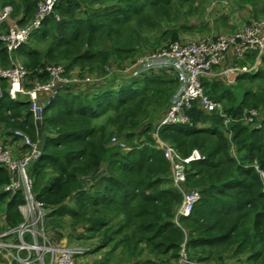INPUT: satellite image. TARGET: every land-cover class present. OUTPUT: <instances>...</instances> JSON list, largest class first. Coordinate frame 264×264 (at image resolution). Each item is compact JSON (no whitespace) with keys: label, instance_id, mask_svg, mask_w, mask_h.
Returning a JSON list of instances; mask_svg holds the SVG:
<instances>
[{"label":"trees","instance_id":"obj_1","mask_svg":"<svg viewBox=\"0 0 264 264\" xmlns=\"http://www.w3.org/2000/svg\"><path fill=\"white\" fill-rule=\"evenodd\" d=\"M37 1L0 0V9L12 5L11 16H20L18 24L25 26ZM236 2L249 18L264 17V0ZM197 10V0L57 2L41 32L16 53L27 72L26 86L46 80L41 70L58 64L91 80L61 87L43 109L40 136L27 97L11 99L1 81L0 141L18 142L13 132L22 130L39 144L41 157L28 172L35 198L47 208L46 228L51 235L63 234L61 221L67 216L64 228L81 229L78 239L87 247L83 256L95 257L90 264H177L184 234L174 215L181 194L172 186L169 162L153 132L178 81L171 70L122 74L117 80L106 74L110 67L124 70L137 57L171 42L192 41L182 37L181 21ZM211 11L215 19L219 11ZM5 31L1 26L0 33ZM256 55L251 50L236 59L230 50L213 69L253 64ZM8 58L0 41L2 67L9 66ZM202 85L209 98L221 103L222 112H206L194 103L191 124L159 130V137L181 156L194 148L204 156L186 170L187 188L200 195L191 215L180 220L189 256L208 264H264V186L254 167L264 170V54L256 69L238 73L234 83L203 77ZM251 111L257 113L252 122L247 121ZM8 182L9 171L0 164V205L6 206L4 221L10 228L22 222L18 206L25 200L21 190L3 191Z\"/></svg>","mask_w":264,"mask_h":264},{"label":"built area","instance_id":"obj_2","mask_svg":"<svg viewBox=\"0 0 264 264\" xmlns=\"http://www.w3.org/2000/svg\"><path fill=\"white\" fill-rule=\"evenodd\" d=\"M59 1L38 0L33 18L28 24L19 26L15 22L8 23L6 31L0 33V41L4 43L9 55V66L0 65V97L3 95L1 81L5 80L10 98L16 100L19 96H26L31 103L33 114L37 108L43 112L45 106L56 99L64 85L91 80L88 77L82 79L74 73H69L64 66L58 64L48 65L41 70L42 73L48 74L46 80H36L31 87L26 86L27 72L16 53L20 46L28 41L30 35L42 27ZM229 3L230 0H212L210 6L217 8L221 5L227 11ZM11 12V5L0 9V27L7 22ZM209 18L210 16L206 19ZM230 50L233 51L236 59H242L248 51H256V60L253 64L229 67L220 72L215 71L213 68L222 64ZM263 54L264 17H260L251 18L233 33L221 32L201 40L171 42L156 53L139 56L133 64L140 66V72L171 70L178 81V90L153 132L156 147L163 152L169 162L172 186L181 194V203L174 215L175 224L184 234V239L179 246L177 264H208L190 258L186 247V231L180 224V220L191 215L200 199L196 189L186 186V170L191 162L202 160L204 156L197 148L192 149L188 156H181L171 144L159 137V130L168 125L191 124L189 111L194 103H198L206 112H222L221 103L205 94L202 78L212 77L219 73H232L237 70L251 71L257 68ZM131 75H137V73L133 72ZM36 103L44 104V108L38 107ZM254 114L255 111H251L247 121L252 122ZM228 120L225 118L224 124H227ZM259 126L257 124L256 127ZM13 135L26 149L21 156L14 157L13 148L0 142V164L9 171V182L3 187V191L15 193L21 190L25 201L18 206L23 221L15 227H8L0 232L1 264H14L15 262L19 264H79V258L87 249L79 245H66L55 240L46 228L47 208L35 198L33 193V178L28 172V167L41 157L42 150L39 144L31 140L22 130H15ZM111 141L116 143L117 139L112 137ZM118 146L127 151L132 149L123 142H119ZM254 167L264 186V170L259 169L257 165Z\"/></svg>","mask_w":264,"mask_h":264},{"label":"rangeland","instance_id":"obj_3","mask_svg":"<svg viewBox=\"0 0 264 264\" xmlns=\"http://www.w3.org/2000/svg\"><path fill=\"white\" fill-rule=\"evenodd\" d=\"M210 1H212V0H210ZM236 1L231 0V7L227 9L226 15L224 14L225 8L220 5V7H219V9H220L219 14L220 15L215 16V19L212 22V24L208 23L205 25L204 23H200V22L205 20V18H207L209 16V14H210L209 8L211 6H210V3H208V0H197L198 14L196 16L191 15L190 17H188L187 20L181 21L183 23V26L181 28L183 31V32H181L182 37L190 38L193 40H201L202 38L210 37V36H213L215 34H219V33H221V31H223L224 33H233L236 29L243 26L244 24H246L251 19L248 16L246 17L245 15H242L243 12H245L247 14V11L242 10V8H240V5ZM246 8H247V6H246ZM10 15H11V13H10ZM203 26H204V28H203ZM40 32H41V28L35 30L30 35V37L36 36ZM150 53H152V52H150ZM150 53H145V54H143V56L146 54H150ZM137 59H138V57H137ZM137 59H135L132 63H130L129 66L130 65L132 66L136 62ZM131 66L129 68L125 67L126 69H124V70H119V68H117V67H110L107 70L106 76H108V77L114 76L115 79L117 80V79H119V75L122 76V78L125 77L122 74L129 75L130 77L132 76L131 73H133V72H136L137 74H139V72H140L139 67L140 66L139 65H133L132 67ZM217 69H220V68H217ZM144 72H146V71H141L140 74L144 73ZM217 72H220V70H217ZM227 74H229V73H227ZM227 74L226 73H219V74L213 75L212 77H215V78L219 77V80L224 81L226 84H229V83H231L230 78L229 77H226L225 79L223 78V75L227 76ZM85 78H87V77H85ZM88 78H90V77L88 76ZM222 84H224V83H222ZM173 96L171 97L170 102H171ZM256 114L257 113L255 112L254 115H256ZM155 118H157V117H155ZM113 137L116 138V136H113ZM66 218H68V217L64 216L65 220H66ZM47 219L48 218H46V221H48V223H49L50 219H48V220ZM63 220L61 221V223L63 224V228L60 230V232H62L63 234L54 231L55 233L53 235H54L55 240L57 242H62L66 245L76 244V245L82 246L83 248L87 249V247H84V245H85V244H83L84 241L82 243V240L78 239V234L82 233L81 229L77 228V230H74V231H71L70 229L68 230L67 228H64V227H68V225H67V222H65V220L64 221ZM32 258H34V256ZM94 258L95 257L92 255L83 256V258L80 259V264H83V263L84 264L85 263L90 264ZM112 261H114V260H111V262ZM36 264H38V263H36Z\"/></svg>","mask_w":264,"mask_h":264},{"label":"crops","instance_id":"obj_4","mask_svg":"<svg viewBox=\"0 0 264 264\" xmlns=\"http://www.w3.org/2000/svg\"><path fill=\"white\" fill-rule=\"evenodd\" d=\"M208 3H210V0H208ZM10 5V4H9ZM11 7H12V5H11ZM219 7L220 6H218L216 9L217 10H219V12H220V9H219ZM231 7V0H230V3H229V7L228 8H230ZM211 7L209 8V12H212L211 11ZM13 13V7H12V12H11V14ZM224 14L226 15L227 14V11H225L224 12ZM220 14H218V16H219ZM242 15H245L246 17L248 16L249 17V15H248V13L246 14L245 12H243V14ZM20 18V16H18V17H16V18H13L11 15H9V18L7 19V22L4 24V26H8V23H12V22H15L17 25H19L18 24V19ZM231 19V18H230ZM214 21V19H212L211 17L208 19V21L206 22V24L207 23H210V24H212V22ZM231 23V22H230ZM20 26V25H19ZM221 32H223V31H221ZM238 67V66H237ZM238 73H240V71H236V72H232V73H229V74H227V76H224L223 75V78L225 79L226 77H229L230 78V80H231V83L233 82H235V80H236V76H237V74ZM228 78V79H229ZM177 92V91H176ZM8 143H10V141H8ZM9 146H11L12 148H13V155H14V157H18V156H21L22 154H23V152H24V149H22V144H21V142L20 141H18V142H12L11 144H9ZM5 212H6V206L5 205H0V232L2 231V230H4L5 228H7V225L5 224V221H4V216H5ZM74 245H76V244H74Z\"/></svg>","mask_w":264,"mask_h":264},{"label":"water","instance_id":"obj_5","mask_svg":"<svg viewBox=\"0 0 264 264\" xmlns=\"http://www.w3.org/2000/svg\"><path fill=\"white\" fill-rule=\"evenodd\" d=\"M38 107L44 108V104L36 103ZM34 124L36 127L37 135H41L42 131V112L37 108V110L34 113Z\"/></svg>","mask_w":264,"mask_h":264}]
</instances>
